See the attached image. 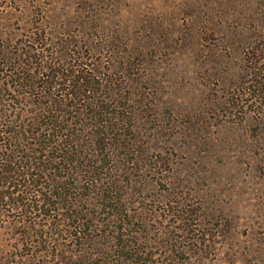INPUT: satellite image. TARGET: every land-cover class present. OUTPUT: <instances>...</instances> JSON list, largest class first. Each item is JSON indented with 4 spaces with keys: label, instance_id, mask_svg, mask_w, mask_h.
Wrapping results in <instances>:
<instances>
[{
    "label": "rangeland",
    "instance_id": "obj_1",
    "mask_svg": "<svg viewBox=\"0 0 264 264\" xmlns=\"http://www.w3.org/2000/svg\"><path fill=\"white\" fill-rule=\"evenodd\" d=\"M0 177V264H264V0H0Z\"/></svg>",
    "mask_w": 264,
    "mask_h": 264
},
{
    "label": "trees",
    "instance_id": "obj_2",
    "mask_svg": "<svg viewBox=\"0 0 264 264\" xmlns=\"http://www.w3.org/2000/svg\"><path fill=\"white\" fill-rule=\"evenodd\" d=\"M55 124H56V122L55 121H47V125H49V127L50 128H47V127H44V126H42V127H38V133H39V135H37V136H35L36 137V141H35V143L37 144V145H39V147L40 146H43L44 144H46V146L47 145H49L50 143H48V141L50 140V138L48 137V138H46V133H48V132H52L53 130H54V128L56 129V127L57 126H55ZM52 129V130H51ZM41 130V131H40ZM1 141H2V139H1ZM4 144V143H3ZM45 146V147H46ZM41 148H44V147H41ZM50 150V149H49ZM54 158H55V155L53 156ZM15 169V168H14ZM14 169H11V170H9V171H11V172H13L14 171ZM34 173H28L27 175H29V176H32ZM18 175V174H17ZM24 175V174H23ZM1 178V177H0Z\"/></svg>",
    "mask_w": 264,
    "mask_h": 264
}]
</instances>
